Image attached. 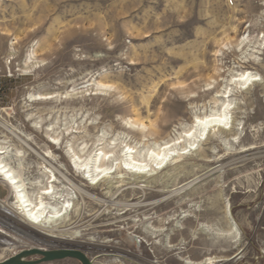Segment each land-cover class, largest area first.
Segmentation results:
<instances>
[{
    "label": "rangeland",
    "instance_id": "1",
    "mask_svg": "<svg viewBox=\"0 0 264 264\" xmlns=\"http://www.w3.org/2000/svg\"><path fill=\"white\" fill-rule=\"evenodd\" d=\"M246 70L254 82L230 85ZM227 87L234 128L215 130L202 146L206 157L193 151L150 183L121 169V179L96 185L70 164L68 140L81 154H95L105 135L121 146L164 143L180 122H192V105L210 112ZM44 94L54 98L36 100ZM130 118L159 122V133L129 128ZM48 128L60 133L62 147L50 142ZM25 134L37 153L17 136ZM0 140L35 160L50 148L64 184L88 191L73 187L79 211L59 235L79 231L77 240L157 264H264V0H0ZM196 177L183 193L169 191ZM87 255L93 264H143L123 254Z\"/></svg>",
    "mask_w": 264,
    "mask_h": 264
},
{
    "label": "bare ground",
    "instance_id": "2",
    "mask_svg": "<svg viewBox=\"0 0 264 264\" xmlns=\"http://www.w3.org/2000/svg\"><path fill=\"white\" fill-rule=\"evenodd\" d=\"M32 57L35 58V55ZM255 76L256 75H254L252 72H249L248 70L243 71L230 80L232 83L230 85H235V88L237 89L239 85H246L249 81L254 82ZM211 85V83L206 84V86ZM102 86H105V84ZM232 96V88L227 87L225 91H218L210 102L212 107L210 112H204V109H207L206 104L202 105V107L198 104L192 105V122L190 124L180 122L177 129L179 134H176L175 137H171L169 135L168 139H164V143H160V141L155 140L150 144L144 143L145 146L142 147L139 145L142 143V141H140L135 145L127 143L125 146H121L123 143L122 141H118L119 137L109 140L106 139L105 135L98 138V146H102V148L97 149L95 154H93L95 149L88 151L86 154L89 156L88 158H85L84 156L86 154L80 153V149L75 146L76 144L74 141L68 140L66 142L65 150L69 156L70 164L72 167L77 168V170H83L84 174L88 173V176L92 180V184L96 185L113 177L121 179L120 174L115 176V174L121 169L126 171V173H131L132 177H135V180H137L138 183L143 182V179L145 178L148 179H146L144 182L150 183L154 180L155 175L158 174V170L165 172V170H170L172 167H180L179 161L181 158L187 156L193 151L206 157L207 150L205 148L203 149L202 146L208 145L210 141L213 140L214 132L217 128L220 132H226L229 124L231 123L232 125L230 126V129L231 131L233 130L235 121L231 114L235 107H232ZM53 98L54 96L52 94H44L39 95L36 100L47 102ZM127 126L131 129L137 128L138 130L142 131L145 136H148L152 133H159L160 130L159 122L146 123L143 121H135L131 118L127 121ZM46 132V135L48 138H50V142L52 144L62 147L64 144V139L62 136H60V133L57 134L54 129L49 128L46 130ZM17 136L29 150L37 153V151L31 145L32 138L30 135L25 134L23 136ZM13 147L12 145L7 144L6 140H0V161L6 162L7 164L14 162L16 165L14 168L17 170L18 178L24 179V173L30 168V164L24 161V157L26 155L25 150L15 145H13ZM45 153L48 157H55L54 152L50 148H47ZM25 166L26 169L24 168ZM10 173L11 169L7 170L3 178L4 182L9 183L12 181V179L9 178ZM199 178L200 177H196L169 191L172 195L183 193L184 190L188 189V187L196 182ZM31 181L37 185L39 178L31 179ZM67 181L73 187L77 188L80 194H88L87 190L76 186L72 180L67 179ZM107 182L108 186L111 188L114 182L111 180ZM146 186L147 185H142L141 187ZM70 195L71 193L66 192L65 190H57L54 186H52V189L47 187L46 189H36L32 192V204L34 206L33 210L42 209V207L47 206V213L43 219L32 222V226L28 232L30 235V238L28 239L30 246L32 245L34 247L46 249L74 248L82 250L86 254L87 252H98L100 254H123L127 257L136 258L143 264H157L156 262H150L138 257L131 251H123L119 248L98 245L94 242L77 240L75 239V236H80L79 231H75L74 234L72 233L73 235L57 234L56 232L59 229L58 226L60 224L70 222L72 215L76 212L78 213L79 211V208L75 203L76 198L78 197L77 193L75 194L76 197H74V200L67 198ZM62 197H64L63 202L60 201ZM232 226L235 229L237 228L235 223H233ZM163 230L161 229L162 232ZM169 239L170 234H167L166 240L168 242Z\"/></svg>",
    "mask_w": 264,
    "mask_h": 264
},
{
    "label": "built area",
    "instance_id": "3",
    "mask_svg": "<svg viewBox=\"0 0 264 264\" xmlns=\"http://www.w3.org/2000/svg\"><path fill=\"white\" fill-rule=\"evenodd\" d=\"M25 153L24 161L26 163L32 161L33 163L24 173V179L18 178L14 162L7 164L0 161V187L6 190V195L0 197V262L22 251L38 248L29 245L30 235L28 232L33 221L45 217L47 206L33 210V191L41 188L46 189L47 187L52 189V186H54L57 190H67L71 193L67 197L68 199L74 200V197H76L74 188L67 187L64 184V172L58 163L51 161L46 154L38 156V160H35L29 152ZM9 169H11L9 178L12 181L6 183L3 178ZM34 178H39L37 185L31 181ZM63 200L64 197L60 199L61 202Z\"/></svg>",
    "mask_w": 264,
    "mask_h": 264
},
{
    "label": "water",
    "instance_id": "4",
    "mask_svg": "<svg viewBox=\"0 0 264 264\" xmlns=\"http://www.w3.org/2000/svg\"><path fill=\"white\" fill-rule=\"evenodd\" d=\"M67 258L76 259L81 262V264H93V259L85 252L74 248H59L51 250L33 248L22 251L0 262V264H42Z\"/></svg>",
    "mask_w": 264,
    "mask_h": 264
}]
</instances>
